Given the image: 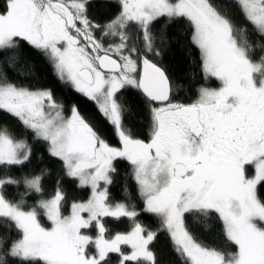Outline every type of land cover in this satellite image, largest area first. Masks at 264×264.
<instances>
[{"label": "snow or ice", "instance_id": "snow-or-ice-1", "mask_svg": "<svg viewBox=\"0 0 264 264\" xmlns=\"http://www.w3.org/2000/svg\"><path fill=\"white\" fill-rule=\"evenodd\" d=\"M115 3L118 13L97 21L89 17L92 0L0 2V62L14 69L25 42L95 105L89 113L74 102L66 111L51 89L0 71V112L22 127L0 120V264H161L150 247L161 231L180 264H264V0ZM169 25H183L204 80L218 82L202 85L189 103L173 98L169 77L148 58L160 55L157 41ZM128 88L150 103L147 141L126 123L118 93ZM36 143L61 162L51 193L47 167L26 170ZM121 160L158 229L138 219L131 201L110 200ZM68 181L88 189L87 199L69 203ZM124 219L130 230L109 227ZM214 220L220 247L190 227L209 230Z\"/></svg>", "mask_w": 264, "mask_h": 264}, {"label": "trees", "instance_id": "trees-1", "mask_svg": "<svg viewBox=\"0 0 264 264\" xmlns=\"http://www.w3.org/2000/svg\"><path fill=\"white\" fill-rule=\"evenodd\" d=\"M2 2V0H0ZM108 5H112L108 7ZM119 11L115 2L95 1L89 9V17L97 21H104ZM238 24H244L242 17H236ZM163 19L157 24V29L163 25ZM167 39L163 43L157 41L160 48V55L148 54V58L161 67L173 86V98L179 102L189 103L197 98L198 89L202 85L212 87L218 86L216 81H205L200 67L198 50L190 43V34L184 31L183 25H169L165 33ZM140 44H138V47ZM19 53V63L15 68L6 67L0 62V71L6 72L8 78L13 82L30 88L51 89L58 102H62L67 107L71 103H78L81 110H88L89 113L95 108L93 102L75 93L68 85L62 83L54 73L52 64L41 51L33 48L25 42H21ZM120 101L129 110L126 123L132 128L134 136L147 141L150 131V103L143 94L136 89H123L118 93ZM153 106V105H151ZM0 120L12 125L17 131H22V127L8 114L0 112ZM31 136V134H29ZM113 146H119L118 140L110 141ZM47 167L51 173V178L46 182V192L51 193L54 188V180L58 174L62 175L61 162L52 158L46 151V146L36 143L34 146V157L31 164L27 166V171L38 170ZM117 174L114 175V182L109 186L110 200L113 202L131 201L137 211L140 212L139 220L147 227L158 229L160 222L157 217L142 211L143 200L139 196L137 185L132 178V168L127 161H117ZM65 190L69 193V203L73 199L85 200L89 195L88 189L75 187L74 181L65 184ZM68 205H65L67 209ZM67 214V212H66ZM44 226H50L45 218L41 217ZM109 227L113 231L130 230L131 224L124 219L121 222H110ZM192 232L204 243L212 247H220L225 241L221 232L218 220H214L213 226L209 230H203L198 226L191 225ZM150 247L158 253L161 264H180L178 257L172 251L171 241L166 232H159L157 240Z\"/></svg>", "mask_w": 264, "mask_h": 264}, {"label": "flooded vegetation", "instance_id": "flooded-vegetation-1", "mask_svg": "<svg viewBox=\"0 0 264 264\" xmlns=\"http://www.w3.org/2000/svg\"><path fill=\"white\" fill-rule=\"evenodd\" d=\"M95 1H109V2H115V0H92V2H95ZM153 106H156L155 104H152Z\"/></svg>", "mask_w": 264, "mask_h": 264}, {"label": "rangeland", "instance_id": "rangeland-1", "mask_svg": "<svg viewBox=\"0 0 264 264\" xmlns=\"http://www.w3.org/2000/svg\"><path fill=\"white\" fill-rule=\"evenodd\" d=\"M108 39V41H112V40H114L115 38H111V37H109V38H107ZM137 43V46H138V44H140V42L139 41H137L136 42ZM150 54V53H149ZM53 67V66H52ZM54 73H55V71H54ZM56 75V74H55ZM217 87V86H216Z\"/></svg>", "mask_w": 264, "mask_h": 264}]
</instances>
